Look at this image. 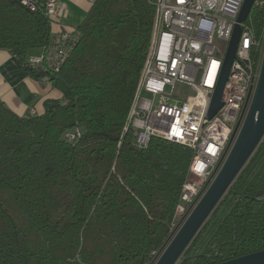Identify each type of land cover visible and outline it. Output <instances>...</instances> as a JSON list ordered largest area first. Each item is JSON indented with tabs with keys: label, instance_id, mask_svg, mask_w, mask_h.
<instances>
[{
	"label": "trees",
	"instance_id": "1",
	"mask_svg": "<svg viewBox=\"0 0 264 264\" xmlns=\"http://www.w3.org/2000/svg\"><path fill=\"white\" fill-rule=\"evenodd\" d=\"M46 1V0H45ZM157 0H98L59 73L26 65L54 39L44 11L0 0V51L63 100L20 117L0 101V264H155L194 152L124 133L148 58ZM258 39L264 6L247 22ZM264 42V41H263ZM260 60V56L257 57ZM79 129L74 142L66 135ZM264 251V139L178 264H222Z\"/></svg>",
	"mask_w": 264,
	"mask_h": 264
},
{
	"label": "built area",
	"instance_id": "2",
	"mask_svg": "<svg viewBox=\"0 0 264 264\" xmlns=\"http://www.w3.org/2000/svg\"><path fill=\"white\" fill-rule=\"evenodd\" d=\"M31 12L44 11L52 23L65 5L60 0H15ZM91 6L98 0H85ZM245 0H157L156 18L148 58L138 83L124 133L138 149L153 139L186 146L194 152L189 175L172 222L174 234L183 225L217 176L229 146L246 118L258 83L263 51L248 20L222 96L221 109L208 114L224 59ZM264 6V0H256ZM81 39L78 29L63 30L26 65L45 74L59 73ZM260 56V60L257 57ZM50 81V78H45ZM190 88L192 97H174L178 86ZM79 129L66 138L74 142ZM156 260L161 253L157 254Z\"/></svg>",
	"mask_w": 264,
	"mask_h": 264
},
{
	"label": "water",
	"instance_id": "3",
	"mask_svg": "<svg viewBox=\"0 0 264 264\" xmlns=\"http://www.w3.org/2000/svg\"><path fill=\"white\" fill-rule=\"evenodd\" d=\"M256 4V0H245L239 13L227 53L224 59L219 83L210 106L209 119L221 109L222 96L245 23ZM264 139V51L259 79L246 118L236 139L229 146L228 155L217 176L201 197L195 208L163 250L155 264H178L184 252L226 195L242 170L248 164ZM222 264H264V251L247 255Z\"/></svg>",
	"mask_w": 264,
	"mask_h": 264
},
{
	"label": "crops",
	"instance_id": "4",
	"mask_svg": "<svg viewBox=\"0 0 264 264\" xmlns=\"http://www.w3.org/2000/svg\"><path fill=\"white\" fill-rule=\"evenodd\" d=\"M60 2L65 5V10L61 9L56 21L52 23L53 37L59 36L66 29H78L92 8L85 0ZM40 50L43 53V48ZM47 100L61 101L63 95L45 78L26 75L15 57L0 51V101L18 116L25 117L42 115Z\"/></svg>",
	"mask_w": 264,
	"mask_h": 264
},
{
	"label": "rangeland",
	"instance_id": "5",
	"mask_svg": "<svg viewBox=\"0 0 264 264\" xmlns=\"http://www.w3.org/2000/svg\"><path fill=\"white\" fill-rule=\"evenodd\" d=\"M41 50L40 49H35L32 50L29 53V56H39L41 54ZM174 97L177 98L179 101L185 102L187 101V99L189 97H192V92L190 90V88L186 87V86H182V85H178L175 89H174Z\"/></svg>",
	"mask_w": 264,
	"mask_h": 264
}]
</instances>
